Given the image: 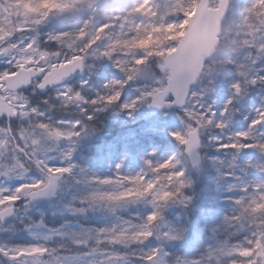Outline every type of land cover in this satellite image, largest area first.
I'll return each instance as SVG.
<instances>
[{
    "label": "snow or ice",
    "instance_id": "1",
    "mask_svg": "<svg viewBox=\"0 0 264 264\" xmlns=\"http://www.w3.org/2000/svg\"><path fill=\"white\" fill-rule=\"evenodd\" d=\"M0 264H264V0H0Z\"/></svg>",
    "mask_w": 264,
    "mask_h": 264
},
{
    "label": "rangeland",
    "instance_id": "2",
    "mask_svg": "<svg viewBox=\"0 0 264 264\" xmlns=\"http://www.w3.org/2000/svg\"><path fill=\"white\" fill-rule=\"evenodd\" d=\"M134 127H135V128H137V129L139 128V126H138V125H137V126H134Z\"/></svg>",
    "mask_w": 264,
    "mask_h": 264
}]
</instances>
